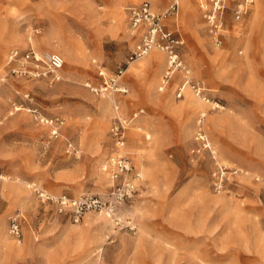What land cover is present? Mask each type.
Instances as JSON below:
<instances>
[{
	"label": "rangeland",
	"instance_id": "rangeland-1",
	"mask_svg": "<svg viewBox=\"0 0 264 264\" xmlns=\"http://www.w3.org/2000/svg\"><path fill=\"white\" fill-rule=\"evenodd\" d=\"M58 1L0 0V264H264V0H252L237 20L227 5L218 46L200 19L204 0H177V13L164 18L210 102L188 88L176 98L180 72L158 90L166 63L160 50L128 61L138 37L129 33L125 9L143 0H68L76 2L60 9ZM147 1L161 12L173 0ZM15 30L63 56L59 80L10 74L9 50L31 48L14 41ZM99 65L108 74L125 68L120 84L127 92L115 95L122 114L143 109L125 134V151L142 173L118 213L132 228L98 211L77 219L37 193L78 197L110 186L100 166L114 149V97L84 86L99 81ZM199 111L216 157L241 170L220 192L209 185L208 153L192 151ZM40 116L62 122L57 137ZM17 213L19 239L8 234Z\"/></svg>",
	"mask_w": 264,
	"mask_h": 264
},
{
	"label": "built area",
	"instance_id": "built-area-1",
	"mask_svg": "<svg viewBox=\"0 0 264 264\" xmlns=\"http://www.w3.org/2000/svg\"><path fill=\"white\" fill-rule=\"evenodd\" d=\"M251 3L252 0H204L198 3L200 19L214 45L218 46L222 40L223 10L225 7L231 5L232 16L237 20L246 13ZM126 11L129 18V29L134 35L138 33V40L128 54V61L142 57L152 49L160 50L165 55L166 63L158 90L163 91L171 76L180 72L181 80L174 89V96L180 98L183 89L188 88L196 98L210 102L206 88L202 83L190 78L189 70L180 56L183 40L164 25V18L177 13V0H173L161 12H156L147 0L128 6ZM7 65H9L10 74L17 77L45 78L49 82H54L59 80L58 71L63 67L64 59L60 53L55 51L35 52L33 49L12 48L7 53ZM124 71L125 68L118 67L114 73L108 74L104 67L100 66L97 68L99 81L94 83L87 80L84 83V86L97 96L114 97L112 100L113 115L109 125V135L113 141L114 149L100 166L101 171L107 175L111 182L108 190L103 194H86L78 197L52 196L46 191H38L37 193L42 201L55 202L59 212L69 211L77 219L87 211H98L114 219L116 224L132 228L133 221L129 218L122 220L118 213L137 192L138 185L142 180V173L133 167L125 151V134L131 121L138 117L143 109L139 108L133 111L130 116H125L120 111V104L115 95L127 92V88L120 84V78ZM4 81L5 76H1L0 85ZM214 105L217 107L218 104L214 103ZM204 117V111H199L195 119L193 140L196 142V148L192 151L195 153L206 151L208 153L213 166L209 174V185L213 191L220 192L225 189L230 177L240 173L241 170L223 163L216 157V153L202 128ZM39 120L51 127L52 136H58V127L62 123L58 118L40 116ZM1 197L0 191V199ZM8 234L15 239L21 237L20 215L18 213L9 218Z\"/></svg>",
	"mask_w": 264,
	"mask_h": 264
},
{
	"label": "crops",
	"instance_id": "crops-1",
	"mask_svg": "<svg viewBox=\"0 0 264 264\" xmlns=\"http://www.w3.org/2000/svg\"><path fill=\"white\" fill-rule=\"evenodd\" d=\"M156 1V0H155ZM74 2V1H73ZM73 2H71V3H69V1L68 0H59L57 3L55 2L54 3V5L56 6V7H59V9L60 8H66V7H69L70 6V4H73ZM76 2V1H75ZM74 2V3H75ZM85 2L86 1H82V0H79V1H77V4L76 5H78V6H83L84 4H85ZM151 4V3H150ZM178 4H179V2H178ZM151 6H152V4H151ZM153 8V7H152ZM125 11H126V9H125ZM126 14H127V18H128V13H127V11H126ZM128 26H129V18H128ZM130 30V29H129ZM100 31V33H98V35L99 34H101V32H102V30H99ZM95 32H96V30H95ZM36 33H40V31L39 30H36ZM97 33V32H96ZM130 35L131 36H137L138 37V33L137 34H132V32H131V30H130ZM11 36H13V39H14V41L17 43V44H24V42H26V41H28L29 42V44H30V47L32 46L33 48H34V46H38V48H34V49H36V50H38L39 49V51H41V50H43V49H47V50H44V51H51V48H52V45H50V46H47V45H44V42H43V40L41 39V40H38V38H39V36H37L36 38H32L31 36L30 37H27V40L25 39V37H24V35H18V33L16 32V30L15 31H13L12 33H11ZM41 38V37H40ZM108 38V39H107ZM106 39L108 40V41H110V42H114V39H112V37H106ZM31 40H33V42H31ZM40 45H43L42 47H40ZM32 47L30 48V49H32ZM56 52V51H55ZM130 53V52H129ZM101 65H99L98 67H100ZM97 67V68H98ZM103 67V66H102Z\"/></svg>",
	"mask_w": 264,
	"mask_h": 264
},
{
	"label": "bare ground",
	"instance_id": "bare-ground-1",
	"mask_svg": "<svg viewBox=\"0 0 264 264\" xmlns=\"http://www.w3.org/2000/svg\"><path fill=\"white\" fill-rule=\"evenodd\" d=\"M177 3H178V1H177ZM178 6H179V4H178ZM95 35V34H94ZM32 47V46H31ZM1 49H2V41H0V51H1ZM32 49L35 51V52H40L39 50H36V49H34L33 47H32ZM150 59H151V61L152 60H158V56H156L154 53H151L150 55ZM64 59V58H63ZM134 61V60H133ZM135 64H132L131 65V67H130V69H134L135 68ZM139 68V67H138ZM135 72V71H134ZM188 99V98H187ZM189 100V99H188ZM16 109H18L17 107H16Z\"/></svg>",
	"mask_w": 264,
	"mask_h": 264
}]
</instances>
